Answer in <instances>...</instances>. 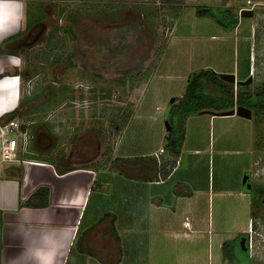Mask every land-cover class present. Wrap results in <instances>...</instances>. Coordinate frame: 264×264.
<instances>
[{
    "label": "rangeland",
    "instance_id": "rangeland-1",
    "mask_svg": "<svg viewBox=\"0 0 264 264\" xmlns=\"http://www.w3.org/2000/svg\"><path fill=\"white\" fill-rule=\"evenodd\" d=\"M198 5L229 9L236 26L196 17ZM246 9L251 15L240 17ZM0 15V125L16 124L11 136L25 133L32 155L61 167L99 165L118 145L133 155L159 145L154 134L167 130L173 97L166 94L183 93L195 70L251 77L234 90L264 84V0H0ZM257 119H187L182 151L199 152L181 156L175 179L196 176L203 239L165 241L171 264L182 251H194L196 264L218 254L221 264L211 239L239 234L247 235V253L237 249L238 264H264V193L254 208L242 183L247 175L264 188V112Z\"/></svg>",
    "mask_w": 264,
    "mask_h": 264
},
{
    "label": "crops",
    "instance_id": "crops-1",
    "mask_svg": "<svg viewBox=\"0 0 264 264\" xmlns=\"http://www.w3.org/2000/svg\"><path fill=\"white\" fill-rule=\"evenodd\" d=\"M4 18L0 15V23ZM201 114H208L209 121L215 116ZM186 127L185 123L183 143ZM166 133L154 134L159 145L139 155L121 151L118 145L116 155H104L99 165L76 167L32 155L16 135L18 161L0 159V264H169L165 241L181 239L196 245L203 239V192L195 174L178 179L175 174L181 156L196 155L199 149L182 151L181 146L171 164L172 157L159 152ZM1 140L0 133V145ZM57 167L73 169L59 173ZM40 187L48 190L47 205H26ZM248 198L251 204L250 194ZM247 227L248 223L236 232ZM211 240L221 247L223 241L216 235ZM153 241L159 243L158 250H152ZM177 258L175 264L197 263L194 251H182ZM211 260L219 264L218 254Z\"/></svg>",
    "mask_w": 264,
    "mask_h": 264
},
{
    "label": "trees",
    "instance_id": "trees-1",
    "mask_svg": "<svg viewBox=\"0 0 264 264\" xmlns=\"http://www.w3.org/2000/svg\"><path fill=\"white\" fill-rule=\"evenodd\" d=\"M194 15L196 17H209L225 30L231 29L237 24V18H234L230 10L225 8L198 5L194 7ZM0 77L2 76L0 75ZM238 105L249 108L252 116H254V121L258 122V114L264 112V84L254 90H250L248 86H238L234 90L233 84L220 79L216 72L211 69L201 68L191 72L188 75L182 95L176 102L169 104L166 119L168 129L166 140L162 145V152L170 155L172 157L171 164H174L180 153L184 140L185 123L189 116L201 114L203 111L230 110ZM71 169L73 168L59 169L57 167L59 173ZM16 171L20 173V168H16ZM247 192L251 194V206L254 208L261 207V196L264 193V188L252 186ZM47 197V188L40 187L28 198L25 204L43 207L47 205ZM246 236V234H239L235 238L222 242L221 253L224 261L227 259L231 264H238L237 249L242 251L239 241L241 237ZM243 247L246 248V255V241Z\"/></svg>",
    "mask_w": 264,
    "mask_h": 264
},
{
    "label": "water",
    "instance_id": "water-1",
    "mask_svg": "<svg viewBox=\"0 0 264 264\" xmlns=\"http://www.w3.org/2000/svg\"><path fill=\"white\" fill-rule=\"evenodd\" d=\"M251 15V10H242L240 12V17H249ZM218 75V77L220 79H222L223 81L230 83V84H235V85H247L250 83L251 81V77L249 76L247 79L245 80H240V81H236V76L234 73H216ZM174 101V97H172L170 99V102ZM211 113L215 116H228V115H237L239 117L245 118V119H251L252 117V112L249 108L238 105L235 106L233 109L230 110H225V111H203V113ZM166 129H168L167 123H166ZM166 139H164L165 142ZM247 175H244L242 178V183L245 184L246 189H250L251 185L249 184V182H247ZM243 242H244V238L241 237L240 239V245L242 247V249H244L243 247Z\"/></svg>",
    "mask_w": 264,
    "mask_h": 264
},
{
    "label": "built area",
    "instance_id": "built-area-1",
    "mask_svg": "<svg viewBox=\"0 0 264 264\" xmlns=\"http://www.w3.org/2000/svg\"><path fill=\"white\" fill-rule=\"evenodd\" d=\"M14 127H16V124H14L13 126L11 124L0 125V133L2 136L1 145H0V159L2 162L18 161L17 153H16L17 140L15 136H11ZM21 134L25 140V136H24L25 133H21ZM159 152H162V149H160Z\"/></svg>",
    "mask_w": 264,
    "mask_h": 264
},
{
    "label": "flooded vegetation",
    "instance_id": "flooded-vegetation-1",
    "mask_svg": "<svg viewBox=\"0 0 264 264\" xmlns=\"http://www.w3.org/2000/svg\"><path fill=\"white\" fill-rule=\"evenodd\" d=\"M236 81H240V80H237V79H236ZM247 182H249L248 179H247ZM249 184H250V183H249ZM244 186H245V184H244ZM251 188H252V186L250 187V189H251ZM243 238H244V237H243Z\"/></svg>",
    "mask_w": 264,
    "mask_h": 264
}]
</instances>
